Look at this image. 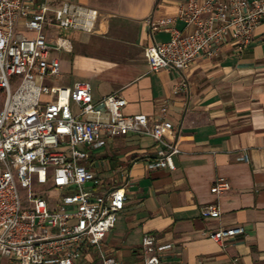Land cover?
<instances>
[{
    "label": "crops",
    "instance_id": "0c3cea01",
    "mask_svg": "<svg viewBox=\"0 0 264 264\" xmlns=\"http://www.w3.org/2000/svg\"><path fill=\"white\" fill-rule=\"evenodd\" d=\"M188 2L46 0L51 10L72 3L99 13L94 33L47 29L49 56L59 59L60 73L46 83L72 88L76 82H89L95 102L116 95L126 101V115H144L153 123L164 112L179 131L174 169L148 168L155 155L148 135L108 139L97 149L79 146L88 154L82 164L100 180L97 187L89 184L84 190L126 191L124 210L102 243L106 257L118 264H143L142 238L151 234L170 246L161 253V264H264V24L245 47L222 41L183 72H152L146 48L169 41L171 35L152 32L149 22L173 19L174 27L186 31L178 12ZM18 30L30 35L23 26ZM58 38L67 40L65 48H58ZM218 178L227 180L230 189L216 196L211 188ZM57 202L52 200L51 206ZM210 203L218 204L220 217L201 215ZM236 227L244 234L221 244L210 238ZM78 262L102 264V259L90 248Z\"/></svg>",
    "mask_w": 264,
    "mask_h": 264
},
{
    "label": "built area",
    "instance_id": "2783aa9c",
    "mask_svg": "<svg viewBox=\"0 0 264 264\" xmlns=\"http://www.w3.org/2000/svg\"><path fill=\"white\" fill-rule=\"evenodd\" d=\"M98 18L96 9L80 4L51 10L46 0H0V90L5 96L0 110V264H80L82 253L90 248L100 253L102 264H118L103 254L102 243L124 210L126 191L84 190L89 184L97 187L100 180L82 164L88 154L79 146L97 149L108 139L148 135L155 142L148 168H175L179 131L164 112L150 123L144 115H126V101L116 95L95 102L89 82H76L72 88L46 83L60 73L59 59L49 56L47 29L94 33ZM178 19L186 22V31L174 27L173 19L149 22L152 32L166 30L171 35L169 41L146 48L152 72H183L222 41L249 45L264 24V0H189ZM66 41L58 38V48H65ZM180 86L188 87L186 79ZM48 185L64 192L54 208L52 199L44 197ZM19 188L26 191L24 200ZM229 189V182L218 178L211 193L219 196ZM201 215L218 218L221 211L210 203L201 208ZM243 234L244 229L236 227L218 230L210 238L221 244ZM169 247L145 234L143 264H161V253Z\"/></svg>",
    "mask_w": 264,
    "mask_h": 264
},
{
    "label": "rangeland",
    "instance_id": "374dc122",
    "mask_svg": "<svg viewBox=\"0 0 264 264\" xmlns=\"http://www.w3.org/2000/svg\"><path fill=\"white\" fill-rule=\"evenodd\" d=\"M4 94L3 92H0V110L2 109L3 107V103H4ZM49 188V185L48 186H45V189H46V194H44V197H49V199H52V200H59V198L63 195V193H59V192H56L54 190H51V189H48ZM19 193H20V196L21 198L24 200L26 198V191L22 188H19Z\"/></svg>",
    "mask_w": 264,
    "mask_h": 264
},
{
    "label": "trees",
    "instance_id": "16d2710c",
    "mask_svg": "<svg viewBox=\"0 0 264 264\" xmlns=\"http://www.w3.org/2000/svg\"><path fill=\"white\" fill-rule=\"evenodd\" d=\"M0 92H1V90H0Z\"/></svg>",
    "mask_w": 264,
    "mask_h": 264
}]
</instances>
